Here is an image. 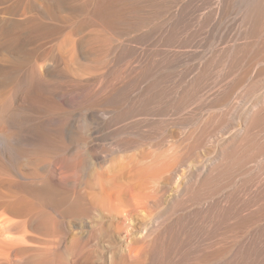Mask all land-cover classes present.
<instances>
[{
  "label": "bare ground",
  "instance_id": "bare-ground-1",
  "mask_svg": "<svg viewBox=\"0 0 264 264\" xmlns=\"http://www.w3.org/2000/svg\"><path fill=\"white\" fill-rule=\"evenodd\" d=\"M188 1L189 0H182V2L173 5L167 21L164 22L162 32L161 29H160V33L156 31V33H159L156 42L159 41L158 42L159 44L162 41V39H165V41H168L170 39L173 43L169 45L173 46L174 43H176L177 46L175 47L188 48V46H184V44H187L188 42L193 40L188 39V37H191L189 36V34L187 38H186L187 35L184 34V31L185 30L187 31L189 29V28L186 29L187 28L186 25L188 26L190 25L189 26L190 30L187 31V33H190V31H192L190 33V35H192L193 31L196 28H198V25H202V24L206 25V28L203 29L202 31L203 34L205 36L213 35L214 36L213 38L217 40V42L214 40L215 44L216 43L221 44V41L224 39L226 40V38L228 37L229 38L227 39V42L232 40L231 43L232 57L228 55L230 57V61L232 58V68H231L232 82L231 80L228 82L227 79V83L225 82L226 85L221 86L222 89L225 91V93L221 94L223 95V97L222 96L220 97V99H224L225 102L229 103V101L231 100L230 96L232 95V106H230L229 108L231 112V107H232V140L229 142V145L225 146V140L218 143L219 132L220 131L223 132L225 128L228 127L225 122L218 123L216 125L213 124L212 122L211 123L205 122L202 124V126H199L201 122L197 124L194 121L197 124L196 126H199L197 129V131H199L198 134L194 133L193 136L191 137L189 136V134L188 135L183 134L181 137H179L176 140L169 139L166 133L157 130L158 125L159 127H161L160 124L156 126L157 129L153 127L154 125H152V122L154 121H150L151 118H153L152 116H150V120L148 117L142 118L141 120L134 118L135 115L140 114L141 110H144V108L141 109L142 105L141 106L139 105L142 103V101H139V103H137V100L133 98L132 100L130 99V101L128 100V102L124 106H119L117 105L116 102H113L111 100L112 96H115L122 92L123 93L127 92L128 95L133 96L132 89H128L120 84H114V83H109V84L99 83L92 86L90 85L82 86V88H79V91L82 95L79 93L78 94L82 97L86 96V98L87 97L91 98V100H93L92 102L93 105L91 107H88L87 109L84 108L85 110L82 113L81 111L77 112L74 119L72 118V121L68 122L67 129L71 130L72 127L80 128L81 121H83L87 125L86 129L88 130L87 133L88 138L87 141L84 140L86 143L82 141L83 139H85L83 137H86L84 136L86 132L82 131L84 134H82V132L79 133L81 130H79L78 132L79 133L78 137L82 134L83 139L80 136L81 141L82 143L84 142L86 144L85 146L87 147L86 148L87 151H83L84 150L83 148H82L83 150L81 149V151H83L85 154L87 152V154L84 155L81 154V152H79L81 155L79 156L77 161L75 160L76 162L72 166L73 168L71 174H64L62 173L63 171H61L55 177V180L59 183L58 186L60 188L59 191L62 190V196L58 198L59 200L58 207H55L51 203L52 201L48 202V198L54 197V195L58 193V192L56 193L57 190L54 189L56 187H53V185L52 187L48 186L46 182L44 183L43 181L40 180V178H37L36 176L30 174L22 173L20 172L21 170L19 171L17 170V172L20 176L27 179L26 183L29 185L28 186L29 188H23L17 180L14 183L11 182L10 184L11 186L7 190H5V188H4L5 191L0 190V210H1L0 211V241L1 243H4V245H7L5 247L6 249L3 251H1L3 247L1 248L0 246V251L3 252V255L6 251V253L9 256L6 257L4 260H1L0 264H38L40 260L43 261V264H177L178 262H174V255L177 249H179L180 247L181 244L180 236H182L181 235L182 232H184L188 228L184 226L186 229L184 228L185 230H183L181 233L179 232L180 215L177 214V211L182 210L181 208L188 209L187 207H189L192 210H194V213L195 211L196 212L203 211L204 213L207 212L210 216H214L220 205L224 206L227 211L232 212V215L228 214L232 216L230 219L227 220V218H229L230 216L229 217L226 216V220L224 219L225 221L224 227L229 228L230 230L228 231L231 232L232 234L228 237V239L227 237H224L222 235L223 232H221L222 225L218 227L216 225L217 220L216 218H214L216 220V223L214 222L215 223L214 225L217 227L215 228V226L212 225L213 221L215 220H211L212 222L208 226V234H207L208 236L207 238H206V234L203 236L206 240V244L205 242L203 243L205 245V247H203V252L207 254H212V252L214 251H219V250L224 251L223 254L225 257L217 264H264V0H232L231 3L230 0H217L215 7L204 6L205 4H207L208 0H199L196 4L194 3L195 5L189 7V9L188 6L186 5L188 4L187 3ZM123 2H124L123 7H121L122 9L121 19L125 17L128 13L134 11L132 9H131L132 11L130 10V6L128 5V2L126 0H123ZM99 4H100L99 0H96V2H94L93 9H99L100 8ZM59 5L60 2L56 1V6L59 7ZM34 7L38 9L37 10L38 12H40L41 14L43 13L42 4L38 3L37 1H34ZM201 7L205 8V10H208L207 15L211 17L210 21L208 19L206 20V18H208L206 14H204L206 11L202 14H197L198 8ZM81 8L82 7L80 6V8L78 9L81 10ZM228 11L231 12L230 13L231 16H229V14L228 16L231 17L232 19L229 20L227 17V19L224 21H222L224 18L218 21L219 19H221L218 18V16H221V14H224ZM91 15L92 14L90 13V16ZM102 15L103 17H105L104 14ZM102 15L100 14L99 18L97 19H102L101 17ZM88 17L87 19H89ZM60 21L62 23V20ZM184 21L186 22V25ZM79 23L82 22L80 21ZM46 24H48V22ZM229 27L230 28L232 27L231 39L229 34H226V32H229L226 31ZM56 28L58 27L56 26ZM83 29L81 30L82 33H83ZM108 29L109 28L107 29L105 28L102 30L101 27V30L104 32ZM69 32H67L68 35L62 34V36L63 38L65 37L64 41L68 42L67 44L71 46L72 39L71 36H69L70 34ZM108 32L107 34H109ZM202 32L200 31L201 34ZM182 34H184V36ZM197 34L199 35V32H197ZM99 36H97V38ZM163 36L164 37L167 36V37L164 38ZM104 37L106 39L107 38L109 39V35L107 37L104 35ZM198 38L195 39L198 40ZM205 39L207 38H204L203 41ZM207 40L209 43L211 42L210 39ZM96 41L97 40H95V42ZM165 41H163L162 43L163 45L169 42L168 41L165 43ZM75 43H76V47L78 48H81L85 44L84 42L82 46L80 45L81 46L80 47L79 43L82 42L76 41ZM104 44L105 43L102 42V45ZM224 44L226 45V42H224L222 45ZM160 46L162 47V45ZM205 46L206 45H204V47ZM214 46H217V44ZM167 47L165 49L164 47H162V49H164L165 51L166 49H168ZM218 47L222 48V46H218ZM70 48L71 47L67 48L68 50L66 49L68 53H72L71 49L73 50V48L71 49ZM84 48L81 51H79V56H82V54L84 53L83 51ZM178 48H175L177 50L174 49L173 51L171 50L172 48L171 49L169 48L171 51L166 50L165 52L164 51L163 52L166 55L169 54V56H171V58L169 57L170 62L172 59L173 60L175 59L177 63L182 65V63L188 61L187 58L189 55L187 56V54L188 53L190 54V51L187 53V50L184 49L185 50L184 52L179 51L178 53ZM205 48L206 50H204ZM205 48H203V51L201 52V56L198 54L200 56L198 61H193V63L190 66V70L194 68L196 69L200 68L198 70V73L195 74L194 77L190 79L188 83L190 86L193 87L194 90L197 89L204 90L207 88V82H208L207 67L210 63H208L207 60L204 62V57L208 52H211L212 50L211 49H210L211 51L208 50L207 49L208 47ZM88 49L86 47V50ZM143 49L144 48H142L141 50ZM194 49L197 50V48ZM194 52L191 53L194 54L193 56L196 55ZM227 52H230L228 51V48H227ZM161 53H159L158 56H155L157 55V53L156 54L154 53L155 55L154 54L152 55L156 57L155 58L156 63L158 64L163 63L161 65L162 67L164 65V62H161V59H163L164 61V57H163L164 55L162 53L163 56L160 58L159 55H161ZM226 53L224 51V54ZM47 54L41 56L40 59L44 58L45 60L46 59L48 60V58H46ZM143 54L137 53L138 61H143V60L146 61L148 55L146 56ZM131 55L133 54H130V56ZM86 56L91 57L88 54ZM86 56L84 55L83 57L87 59ZM166 57L167 58L165 60H169L168 55ZM223 57H225L226 59L225 55ZM190 58H192L191 55ZM132 59L134 62L135 61L134 57H132ZM152 59H154V57ZM193 59L194 58H192V60ZM212 59L211 61L213 62L214 59L213 60ZM88 60L89 61L86 64H89L90 61H92V58ZM190 60L191 59H189V61ZM218 60L219 59L217 58V61ZM51 62L52 61L48 63L52 64ZM151 62L152 61L150 60V63ZM46 63L44 62V64L42 65L44 68L43 72H41L40 69L37 68V66L33 65L36 70L37 76L43 81H45L44 77L48 76V72H49V70L46 69L48 65ZM142 63L143 62H140L139 64ZM156 63L152 62V64H156ZM165 63L168 64L169 61ZM86 64L81 65L80 63L82 67L84 66L85 70H86L85 67L87 66ZM90 64H92V62ZM27 66H25V68ZM91 66H93V64ZM134 66H135V62H134ZM68 67L66 69H68ZM71 67L72 66L70 65V68ZM76 67L79 66L78 65L75 66L74 69H76ZM131 67L129 66V68ZM84 69L82 71H84ZM80 70L76 69V71H80ZM92 70L94 71L97 69H94L93 66ZM140 70H141L140 72L141 75V73H143V70L142 69ZM154 70H156V72L154 71L153 74L158 73L157 72L158 69L154 68ZM182 70L180 69L179 71ZM151 71H149L148 74ZM107 73L108 72H105L106 76H108ZM138 73L137 74L135 73V75H138ZM148 74L146 73L145 78L147 76L148 77L150 76ZM170 74L168 75L170 76ZM173 74H175V72H173ZM130 75L132 76L133 74ZM103 76L105 77V75ZM131 76H129L128 78H130ZM169 76L167 78H169ZM172 76L174 75H171V77ZM140 77H142V75ZM171 77L169 79L170 81H171ZM174 77H172V80L175 79ZM122 78L126 79L125 76H123ZM140 79L138 81H140ZM99 80L97 79L98 82H100ZM160 81L162 80L160 79ZM166 81L167 83H169L167 79ZM177 81H179V79ZM180 81H183V79L181 78ZM142 84L143 83L141 82V86ZM158 84L156 85V87L160 86ZM152 85H148L150 89L156 88L154 87L155 85L154 86ZM10 86L6 85V87H3V89L1 88L2 91L0 90V94L5 93L6 91H10V89H12L11 88L12 86L11 87ZM148 86L146 88H144L145 86L139 87V91L137 94L138 96L143 97L140 100H145L147 94L149 95V93L147 92L150 90ZM163 86L164 88L166 87L165 85ZM212 87L213 85L210 84L207 90L205 91V94L207 95L206 99L209 97H213L215 95L214 93H208ZM147 88L149 90H147ZM172 88L176 89V87H172ZM186 88L184 87V90L181 91L180 93H179L180 89L179 91L177 90L179 94L178 97L179 99H182L185 96ZM158 90L164 91L161 88ZM166 91L168 92L167 89ZM154 93L155 92H153V95ZM163 93L162 96L165 95L167 96V94L164 93L165 95H163ZM162 96L161 99L167 98V97L162 98ZM169 96H170V92H169ZM216 96L217 95H215V97ZM150 97L153 96L151 95ZM150 97L149 99H151ZM174 98H176V96ZM170 99H172L171 96ZM91 100H88V102L89 101L91 102ZM84 101L86 100L84 99L83 102ZM157 102L159 104V101ZM63 103L65 105H70L67 98L63 99ZM147 103H149V101ZM160 106H162V104ZM144 107L147 108L146 105ZM153 107L148 109V111L156 108ZM160 108H164V107H160ZM151 112H153V110ZM150 114L147 115L149 116ZM142 115H144L143 111L141 112L140 118L143 117ZM167 117L168 116H166V118ZM122 119H125L127 121L129 120L127 123L124 122L125 124L128 125L127 126L128 132L126 135H123L125 131L121 132L123 136H121L120 133L116 132L117 127H115ZM160 120H162V117L160 118ZM168 120L169 123L173 125L174 124L179 125L180 123L179 117L171 118V120L170 119ZM155 122H157V119ZM157 123H160V121H158ZM122 127H124V125H122L120 128L122 129ZM86 129L84 131H86ZM120 130L118 128V132ZM1 144H3V141ZM157 144H166L167 149H165V151L162 154L156 155L154 146ZM218 144H219L218 149H215L214 154L208 159L205 166L204 164H202L203 162L201 163L197 162L194 166L185 170V177L183 176L185 180L182 181V184L180 183V185L177 186V189L175 188L176 189V191L174 190L175 193L171 194L173 191L171 192L169 190L170 187L169 183H171V181H174V177L176 175L178 176L181 168L185 166L186 163H189L191 161L190 160L191 158H193L192 160L196 159L197 155L200 154L198 153L200 148L202 149V147H204L205 145L214 148L216 147V145L218 146ZM143 146H145V148ZM140 147H143V149H140ZM32 148L29 149H31V151L32 150L37 151L35 150L36 149L35 147L33 149ZM229 149H231L229 153V161H226L224 153L228 152ZM76 150L79 151V149ZM33 151L32 153H34ZM43 151L45 150L43 149L42 152ZM126 151H133V152H131L130 154L126 153V155H121V153H118V152L123 153ZM75 152H74V156L76 157L79 154H76ZM216 152H219L217 155V160H216ZM38 160H39V156H37V158L32 157L29 158V163L34 166V164L36 165V161ZM158 176L160 178H163V180L162 181L158 180L159 179ZM223 180L224 181L226 180L225 182H227V180L232 181L231 183L232 190L229 191L225 190L226 192H219L221 190H219L220 188L217 185L218 184L220 185L219 182L220 181L222 182ZM194 183H195V187H194ZM220 187L222 188L221 185ZM129 189L143 190L144 193L143 201L142 202H138V200L133 201L134 196L130 198ZM216 189L218 190V193ZM169 192H171L170 194L173 196V201H169V202H172L171 205L173 207L177 206V208H174L176 210L172 209L174 210V212L172 213L167 212L170 214H164V212L158 213L159 211L157 212V210L163 208L167 204V202L165 203V205L162 203L164 202L162 201V198L165 195V193L167 195V193ZM44 201L45 203H43ZM161 203L163 207L161 206ZM132 205L136 207H133ZM137 208L140 209L141 211L143 210L142 218L141 215L138 214ZM191 209L190 212H192ZM194 213L192 212V214ZM136 214H138V216L141 218V222L135 221L134 215ZM181 214H183L184 217V212ZM185 216H187V214ZM189 216H191V214H188L187 217ZM183 221L184 220H182V222ZM26 223L29 224L31 231L30 230L29 232L23 231L21 235H18L19 230L22 231V226ZM189 231L190 229L188 230V232ZM186 237L187 236H184V238ZM194 241L196 242L197 239ZM29 243L30 245H28ZM34 243H35L34 245L35 247L31 245ZM203 244L201 243V245ZM198 248L196 251H194L195 249L193 250L194 253H196V255L192 254L191 259L188 260L185 264H215L213 259H210L208 262H205L203 260L205 258H202V260L199 259L198 256L199 254L197 255V251L201 247L199 249ZM200 252L201 250L199 251V253ZM201 254L204 255V253Z\"/></svg>",
  "mask_w": 264,
  "mask_h": 264
},
{
  "label": "rangeland",
  "instance_id": "rangeland-1",
  "mask_svg": "<svg viewBox=\"0 0 264 264\" xmlns=\"http://www.w3.org/2000/svg\"><path fill=\"white\" fill-rule=\"evenodd\" d=\"M34 1H37L38 3L42 4V7H43V13L42 14L37 11L38 9L36 7H34ZM56 1L60 2L59 7L56 6ZM126 1L128 2V5L130 6V10L132 9L134 11L131 10L132 12L128 13L125 17H123L121 19V15H122L121 7H123V4H124L123 0H99L100 12H99V9H93V7H94L93 5H94V2H96V0H48V1L47 0H0V82H1L0 86H2V87H0V90L2 91L3 87H6V85L12 86V87L10 86L12 88V89H10V91H6L5 93L0 94V141H1V143L3 141V144L0 143V182H1L0 183V188H1L0 190H4V188H5V190H7L8 188H10L11 182L14 183L17 180L23 188H29L28 187L29 185L26 183L27 179L20 176L17 172V170L18 171L21 170L20 172H22V173L30 174V175L36 176L37 178H40V180L43 181L44 183L46 182V184L48 186L52 187V185H53V187H56L54 189L57 190L56 193L57 192L58 193L56 195H54V197H50L51 199L55 198L56 200L55 199L51 200L50 198H48V202L52 201L51 203L55 207L59 206L58 198H60V196H62V190L59 191L60 190V188L58 187L59 183L55 180V177L61 171H63L62 173H64V174H71L72 168H73L72 166H73V164H75V162L77 161L79 156L81 154H84V155L87 154V152H86V154L83 152V151H87L86 150L87 147L85 146L86 145L85 141H87V138H88V134H87L88 130L86 129L87 125L83 121H81V123H80L81 127L80 128L72 127L71 130L67 129L68 122L72 121V118L74 119L77 112L81 111V113H82L85 109H87L88 107H91L93 105L92 104L93 100H91V98H89V97L86 98L85 95H84L85 97H82L79 95V94H81L79 91V88H82V86H84V85L92 86V85H96L99 83H108V84L114 83V84H120V85H122L128 89H132L133 90V96L128 95L127 92H124V93L122 92V93H119L115 96H112L111 100L113 102H116L117 105H119V106H124L128 102V100L130 101V99L132 100L133 98L135 100H137V103H139V101H142V103L139 105L140 106L142 105L141 109L144 108V110H146V111L141 110L140 114L135 115L134 118L141 120L142 118L148 117L150 120V116H152L154 119L151 118L150 121L155 122L156 119H157V122L160 121V123L155 122L156 124L154 122H152V125H154L153 127L155 129L158 128L157 130L166 133L168 135L169 139H175L176 140L179 137H181L183 134H187V135L189 134L190 137L193 136L194 133L198 134V132H199V131H197L198 127L202 126V124L205 122H210V123L212 122L215 125L218 123H222V122L224 123L225 122L228 127H226L223 132H221V131H220L221 133L219 132L218 143L225 140V146L229 145V142L232 140V107H231V112L229 110L230 106H232V95L230 96L231 100L229 101V103L225 102L224 99H220V97L221 96L223 97V95H221V94L225 93V91L222 89L221 86L226 85L227 79H228V82L230 80L232 82V78H231L232 77V72H231L232 71L231 70L232 58L230 61V57H232V46H231L232 40L227 42V39L229 38L228 37V38H226V40L225 39L222 40L221 44L219 43L220 45L218 43H216L217 46H214V45H216L214 40L217 42V40L215 38H213L214 36L213 35H209L210 37L208 35L205 36L202 32L203 29L206 28L205 24H202V25L197 24L199 31H198V28H196L193 31V34L190 35V33L192 31H190V33H187V31L190 30V27H189L190 25L189 26L186 25V22L184 21L185 25L187 26L186 29L189 28L187 31L185 30L186 32L184 31V34L187 35L186 38L188 37V34H189V36H191V37H188V39L193 40V41L188 42L187 44H184V46H188V48L186 47L187 49L185 47L184 48L180 47L181 48V50H180V48L175 47V46H177L176 43H174L173 46L169 45V44L173 43L170 39L168 40L169 42L165 41V39H162V41L158 44L159 41L158 42H156V41H157V38L159 36L160 29L162 32L164 22L167 21L168 16H169L170 11H171V8L176 3L182 2V0H126ZM198 1L199 0H189L187 2L188 4H186L188 6V9H189V7H192L193 5H195ZM231 2H232V0H230V3ZM75 3L77 6L75 5ZM216 3H217V0H208L207 4H205L204 6L215 7ZM48 6H49V8H48ZM80 6L82 7L81 10L78 9V8H80ZM86 6L88 7V9ZM92 10H93V12H92ZM97 11L99 14L97 13ZM197 11H198L197 14H202L206 11L204 13L208 17V18H206V20L207 19L209 21L211 20V17L209 15H207L208 10H205V8H202V7L198 8ZM94 12H96V13H94ZM90 13L92 14L91 16H90ZM230 13L231 12L228 11L224 14H221V16H218V18H221L218 21L222 20L223 18L224 19L222 21H224L227 19V17L229 20L232 19L231 17H229V16H231ZM49 14H50V16H49ZM100 14L105 15V17H103V15L101 16L102 19L104 18L103 20L97 19V18H99ZM228 14H229V16H228ZM84 17L86 19L88 17L89 19L86 20ZM54 20H56V21H54ZM60 20H62V23ZM46 21L48 22V24H46L47 23ZM80 21L82 23H79ZM68 23H70V24H68ZM65 24H66V26H65ZM56 26L58 28H56ZM106 26H108V27H106ZM101 27H102V30L105 28L106 29L109 28L110 30L109 29L106 30L107 32L109 31L108 32L109 34H107L106 31L105 32L102 31ZM82 29H83L84 34L81 32ZM228 29H230V30H228ZM228 29L226 31H229V32H226V34H229L230 39H231L232 38V27L231 28L229 27ZM77 30H79V31H77ZM62 31H63V33H62ZM156 31L159 33H156ZM196 31L199 32V35L197 34ZM200 31L202 32V34L200 33ZM67 32L70 33L69 36H71V39H72V41H71L72 44L70 43L71 46H69V44H67L68 42L64 41L65 37L63 38V36H62V34L68 35ZM79 34H80V36H79ZM81 34H83V35H81ZM184 34H182V35L184 36ZM104 35L106 37L109 35V39L108 38L106 39L104 37ZM60 36H62V37H60ZM97 36H99V37L97 38ZM198 36L200 39L198 38ZM161 37H162V35H161ZM166 37H164V38H166ZM79 38L81 39V41ZM195 38H198V40ZM204 38L210 39L211 42L209 43L207 39H205L203 41ZM103 39H105L106 42ZM95 40H97V41L95 42ZM54 41H56V42H54ZM76 41L82 42V43H79V46L80 45L82 46V44L84 42H85V44L82 47L80 46L81 48H78V47H76V43H75ZM99 41L101 44L99 43ZM163 41H165V43L168 42L165 44L166 46L162 44ZM102 42L105 44L102 45ZM224 42H226V45L230 44L229 45L230 47L226 46L225 44L222 45ZM97 43H99V44H97ZM212 43H214V44H212ZM74 44H75V46H74ZM85 45H88V46H85ZM160 45H162V47H164V49L169 45L167 47L168 49H166L169 51H171V50L173 51L175 48H178V53H179V51L184 52L185 50H187V53L190 51V54L189 53L187 54V56L189 55L187 58L188 61L182 63V65L177 63L175 61V59L174 60L172 59L173 61L171 60V62H170L171 56H169V54H167L169 60H165L167 58L166 57L167 55L164 53L166 50L164 51V49H162V47ZM204 45H206L205 47H208L207 48L208 50H210V49L212 50V51L210 50L211 52H208L204 57V62L207 60L208 63H210L207 67V70H208L207 88L209 87L210 84L213 85V87L211 88V90L208 93H214L217 96L220 95L219 97H217V96L215 97V95H214L213 97H209L206 99L207 95L205 94V91L207 90V88L204 90H201V89L194 90L193 87L188 84L189 80L192 79L194 77V75L198 73V70L200 69V68L199 69L194 68V69L190 70V66L193 63V61H198V59L201 56V52L203 51V48H205ZM195 46H197V47H195ZM201 46H203V47H201ZM218 46H222V48H220ZM69 47L73 48V50L70 48L72 53L67 52V50H68L67 48H69ZM86 47H87V49L88 48L89 49L86 50ZM151 47H152V49H151ZM193 47L197 48V50L194 49ZM83 48H84V50H83L84 53H87L91 57L86 56L87 54H84V53L82 54V56H79V51H81ZM142 48H144V49L141 50ZM169 48L170 49L172 48V49L170 50ZM212 48H214L215 50ZM227 48H228V51H230V52H227ZM155 49H156V51H155ZM159 49H160V51H159ZM221 49H223L225 51V53L227 52L228 54L227 53H226L227 55L224 54V51ZM175 50H177V49H175ZM191 50H192V52L195 51L194 52L196 54L195 56H193L194 54H191L192 53ZM204 50H206V48ZM41 51H43V52H41ZM71 51H69V52H71ZM143 51H144V54H143ZM161 51H162L164 56L162 55ZM54 52H55V54H54ZM137 53H142L143 55H146V56L148 55L147 59L145 58L146 61L145 60L138 61L137 60ZM154 53L155 54L157 53V55H155ZM159 53H161V55H159L160 58L162 56L164 57V61H163V59H161V62H164V65L162 66L163 68L161 67V65L163 63L158 64L155 62L156 61L155 56H158ZM46 54H47L46 58H48V60L46 59L47 61L44 58L40 59L41 56L46 55ZM130 54H133L131 56L134 57V59H135V61H134L135 66H134V62H133V59L130 56ZM152 54H154L155 56H153ZM84 55L86 56L87 59H85V57H83ZM126 55H128V56H126ZM190 55L192 58H194L193 60H192V58H190ZM224 55L226 56V59H225V57H223ZM143 57H145V56H143ZM153 57H154V59H152ZM159 57H157V58H159ZM214 57H216V58H214ZM82 58L85 62L82 60ZM91 58H92V61H90V63L92 62L94 69H97V70H94V71L92 70L93 69V66H91L92 64L89 63L91 68L89 67V64H86L89 61L88 59H91ZM212 58L214 59L213 62L211 61ZM217 58L219 59L218 60L219 62L217 61ZM189 59H191L192 61L191 60L189 61ZM41 60H43V61H41ZM136 60H137V63H136ZM150 60L156 64H152V62L150 63ZM50 61H52L51 62L52 64L48 63ZM82 61H83V63H82ZM167 61H169L168 64L165 63ZM174 61L176 64L174 63ZM44 62L45 63L47 62L46 64H48V65H47L46 69L49 70L48 76L44 77L45 81H43L42 79H40L37 76L36 70L33 66V65L37 66V68L40 69L41 72H43L44 68L42 65L44 64ZM140 62H143V63L139 64ZM80 63H81V65H84V64L87 65V66L85 65L86 70L84 69V66L82 67L80 65ZM66 64H69V65H66ZM70 65L73 67V69L75 68V66L78 65L79 67H76V69L80 70V68L82 67L84 69V71H82L83 70L82 68L80 71H76V69L73 70L72 67L70 68ZM131 65H132V67H131ZM154 65H155V67H154ZM186 65H188V66H186ZM25 66H27V67L25 68ZM65 66H67V67L69 66L68 69H66L67 67H65ZM129 66L132 69L129 68ZM145 66H148V67H145ZM157 66H160L161 68L157 67ZM166 66H167V68H166ZM153 67L155 69H158L157 70L158 73L153 74L154 71L156 72V70H154ZM69 68H70V71H69ZM182 68H183V70H182ZM140 69L143 70V73H141L142 77H140L141 76L140 75V72H141ZM180 69L182 71H179ZM177 70L179 71L180 74L178 73ZM188 70H189V72H188ZM149 71H151V72L148 74ZM105 72H108L107 73L108 76H106ZM127 72H129V73H127ZM130 72H132V73H130ZM173 72H175V74H173ZM181 72H182V74H181ZM229 72H231V73H229ZM99 73H101V74L104 73L103 75H105V77ZM135 73L136 74L138 73V75H135ZM146 73L148 75H150L149 77L148 76L146 77L148 79L145 78ZM170 73H172V74H170ZM93 74H94V77H93ZM130 74H133V75L131 76ZM168 74H170V76ZM128 75L131 77L128 78L129 77ZM171 75H174L175 77L174 76H172V77H174L176 80L175 79L172 80ZM7 76H8V78H7ZM123 76H125V78L128 76L127 78L129 80L127 78L126 79L122 78ZM165 76H166V78H165ZM168 76H169V78H167ZM176 76H178V77H176ZM180 76L183 79V81H180L181 80ZM132 77H134V78H132ZM170 77H171V81L169 80ZM229 77H230V79H229ZM97 79L98 80L101 79V80H99L100 82H98ZM118 79H119V81H118ZM139 79H140V81H138ZM160 79L162 81H160ZM166 79L169 81V83H167ZM178 79H179V81H177ZM123 80H125V81H123ZM122 81H123V83H122ZM126 81H128V82H126ZM2 82H3V84H2ZM89 82H91V83H89ZM96 82H98V83H96ZM117 82H119V83H117ZM141 82L143 83L142 86H141ZM176 82H178V83H176ZM156 83L157 84L160 83V84H158L160 86L156 87V85H157ZM148 85H152V86L155 85L154 87H156V88H153V89L151 88L152 89L151 90ZM163 85H165L166 87L164 88ZM169 85H171V86H169ZM143 86H145L144 88H146L148 86V88L151 90V92L147 88V90H149V91H147L149 93V95L147 94L148 97L146 96L147 98L145 97V100H140L143 97L138 96L137 93L139 91V87H143ZM172 87H176V89L175 88L173 89ZM184 87L185 88L187 87L185 96L182 99H179L178 98L179 97L178 91L180 89V91H179V93H180L181 91L184 90ZM160 88L163 89L165 92L162 90L161 91L158 90ZM166 89L168 90V92L166 91ZM153 90H156V91H153ZM134 91H135V93H134ZM221 91H224V92H221ZM153 92H155L154 95H153ZM156 92H157V94H156ZM163 92L165 94H167V96ZM169 92H170V96L172 99H170ZM162 93L165 96H162ZM231 94H232V92H231ZM134 95H136V96H134ZM151 95L153 97H150ZM160 95L162 96V98L163 97H167V98H163L164 99L163 100V99H161ZM175 96H176V98H174ZM149 97L151 99H149ZM155 97H156V100H155ZM64 98H67L70 105H65L63 103ZM82 98H84L86 101L83 102L84 99H82ZM88 100H91V102L90 101L88 102ZM153 100H155V101H153ZM81 101H82V103H81ZM148 101H149V103H147ZM157 101H159V104ZM154 102L155 103L157 102L156 105ZM166 102H168V103H166ZM153 103H154V105H153ZM147 104H150V105H147ZM161 104H162V106H160ZM143 105L144 106L146 105L147 108H145ZM151 106L156 107V108L153 107L155 110L151 109L150 111H148V109L152 108ZM159 106L164 107V108H160ZM157 107H159V108H157ZM152 110H153V112H151ZM142 111L144 112V115H142L143 117L140 118ZM147 114H150V115L148 116ZM136 116H138L139 118ZM155 116H156V118H155ZM166 116H168V117L166 118ZM11 117H13V118H11ZM161 117H162V120H160ZM178 117L180 120L179 125L178 124L173 125V124L169 123L168 119L171 120V118H178ZM199 118H201V119H199ZM9 119H12V120H9ZM128 121L125 119H122L115 126V127H117L116 132L120 133L121 136L126 135L128 132V128H127L128 125L125 124ZM167 121H168V123H167ZM194 121L197 124H199L200 122L201 123L199 126H196L197 124ZM161 123H163V124H161ZM82 124L83 125L85 124V125L83 126ZM158 124H160L161 127H159ZM122 125H124V127H122V129H121L120 127ZM156 126H157V128H156ZM118 128H119V130L121 129L122 131L120 130L118 132ZM124 128L125 129L127 128V129L125 130ZM85 129H86V131H84ZM79 130H81V131L79 132ZM109 130H107V131H109ZM82 131L86 132V133L84 134ZM78 132L79 133L82 132V134H84V136H86V137H83L82 134L80 135L81 138L82 137L85 138V139L82 138L83 139L82 141L85 140L84 141L85 143L84 142L82 143L80 136L78 137V135H79ZM121 132H124L123 135ZM79 141H81V142H79ZM36 146H38V147H36ZM46 146H47V148H46ZM155 146H156V148H155ZM155 146H154V149H155L156 155L162 154L165 151V149H167L166 144H157ZM32 147L33 148L35 147L36 148L35 150H37V151L32 150L34 152V153H32L31 149H29ZM143 147L145 148V146H143ZM143 147H140V149H143ZM209 147L210 146L205 145L204 147H202V149L200 148L201 150L199 149V151H198V153H200V154L197 155L196 159L192 160L193 158H191L190 159L191 161L189 163H186V165L181 168V170L179 172L180 175L179 174H178V176L176 175L174 177V181H171V183H169V185H170L169 190L171 192L172 191L173 192L167 193L168 196L165 193V195L162 198V201H164V202H162V203L165 205V203L167 202V204L163 207V205L161 203V206L163 208L160 207L161 209L157 210V212L159 211L158 213L164 212V214H170V213L174 212V210H176L174 208H177V206L173 207L171 205L172 202H169V201H173V196L171 194L175 193L177 186L180 185V183L182 184V181L185 180L184 179L185 170L194 166L197 162H200V163L203 162L202 164H204V166H205L208 159L214 154L215 149H218L219 144H218V146L216 145V147H214V148H212V147L209 148ZM42 148L46 152L45 151L42 152V150H43ZM56 148H58V149H56ZM38 149H39V152H38ZM76 149H79V151ZM81 149L83 151H81ZM75 151H77L78 153ZM230 151H231V149H229L228 152L224 153L226 161H229ZM74 152L76 154H79L78 156H76L77 158L74 156ZM79 152H81V154ZM131 152H133V151H126L123 153L118 152V153H121V155H126V153L130 154ZM218 153L219 152H216V160H217ZM37 156H39V160L36 161V165L35 164H34V166L31 165L29 163V158H32V157L37 158ZM198 160H200V161H198ZM39 161H41V162H39ZM55 172H56V174H55ZM158 178H159L158 180H161V181L163 180V178H160L159 176H158ZM52 179H54V180H52ZM12 180H15V181H12ZM225 181L223 180L222 182L221 181L219 182L223 189L220 187L219 184L217 185L220 188L219 190H221L219 192H226V191L232 190V187H231L232 181L227 180V182L229 184ZM4 182H5V184H4ZM6 183H8V184H6ZM225 184H227L229 187ZM173 185H174V187H173ZM194 187H195V183H194ZM230 187H231V189H230ZM217 189H216V191L218 193ZM143 194H144L143 190L129 189L130 198H132V196H134L133 201L138 200V202H142L144 199ZM56 196H58V197H56ZM169 196H171V197H169ZM54 201H55V203H54ZM43 203H45V201ZM132 206L136 207L134 205H132ZM187 208L188 209L181 208L182 209V210H180L181 212L177 209L178 210L177 214L180 215V220H179L180 223L179 224L181 226V227L179 226V230H180L179 232L181 233L187 227H188L187 229L188 230L190 229V231L188 232V230L186 229L184 232H182V234H181L182 236H180V241H181L180 243L181 244H180L179 249H177V251L174 255V262H178L177 264H185L188 260L191 259L192 254L196 255V253H194V251H196L197 248L200 246L201 248L199 247L200 249L198 248L199 250L197 251V255L199 254L198 255L199 259L202 260V258H205V259H203L205 262H208L210 259H213L215 264H217L219 261L223 260V258L225 257L223 254L224 251H220V250L214 251V252H212V254H207V253L203 252V247H205V245L203 243L205 242V244H206V240L203 236L206 234V238H207L208 226L212 222L211 220H215L214 218H216L217 223L215 220V221H213L212 225H214L215 223L218 227L220 225H222V228H223V231L221 228V232H223L222 235L224 237H227V239H228V237L232 233L228 231V230H230L229 228L224 227L225 226L224 219L226 220V216H228V217L230 216L228 214L232 215V212L227 211L226 208L222 205L219 206V208L216 211V213L214 214V216H210L207 212L204 213L203 211L202 212H196L195 211V213H194V210H192L189 207H187ZM167 209L170 211H168ZM172 209H174V210H172ZM190 209L195 215L192 214V212H190ZM137 210H138V214H140L141 218H142V214H143L142 211L143 210L141 211L138 208H137ZM231 211H232V209H231ZM167 212H170V213H167ZM183 212H184V217H183V214H181ZM138 214H136V215L138 216ZM186 214H187V216H188V214H191V216L187 217V216H185ZM136 215H134L135 221L141 222V218L139 216L137 217ZM218 215H219V217H218ZM231 217L232 216L227 218V220L230 219ZM184 218H186V219H184ZM182 220H184V221L182 222ZM208 220H209V222H208ZM187 221H189V222H187ZM203 221H204V223H203ZM207 222H208V224H207ZM192 223H193V225H192ZM217 226H215V228ZM200 227H201V229H200ZM29 230H30V226L28 223H26L22 226V231L19 230L18 235H21L23 233V231L29 232ZM195 230H196V232H195ZM191 234H193V235H191ZM184 236H187L188 238L187 237L184 238ZM203 238H204V240H203ZM196 239H197V241L195 242L194 240H196ZM187 240H188V242H187ZM200 242L203 245H201ZM31 243H33V242H31ZM216 244H217V242H216ZM28 245H30V243ZM31 245L33 247H35L34 246L35 243L31 244ZM0 246H1V248L3 247L1 249V251H3L6 249L5 247L7 245H4V243H1V241H0ZM200 250H201V252L199 253ZM1 251H0V261L4 260L6 257H9L8 254L6 253V251H5L4 255H3V252H1ZM201 253H204V255ZM5 254H6V256H5ZM17 259H19V258H17ZM38 264H43V261L40 260Z\"/></svg>",
  "mask_w": 264,
  "mask_h": 264
}]
</instances>
